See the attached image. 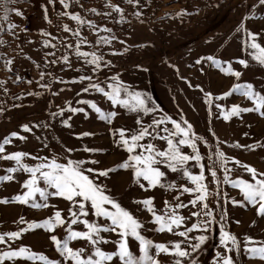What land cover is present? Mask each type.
<instances>
[{
	"label": "rangeland",
	"instance_id": "374dc122",
	"mask_svg": "<svg viewBox=\"0 0 264 264\" xmlns=\"http://www.w3.org/2000/svg\"><path fill=\"white\" fill-rule=\"evenodd\" d=\"M65 2L69 4L67 9L60 0H53L52 3L49 0H11L7 5L8 19L5 20L2 19L4 0H0V41H3L0 43V143L12 132L26 137L24 140L13 137L12 142L5 145L6 153L23 151L31 156L48 157L49 160L55 157L59 163H66L68 159H95L100 163L88 166L97 169L111 168L121 163L128 153L116 146L110 129L131 130L138 127L134 123L136 114L118 105L113 108L111 102L95 90L83 92L82 89L89 82L79 80L80 76H91L93 82H99L106 88V84L112 82L111 77L119 76L121 81L131 86V90L150 95L174 119H187L193 125L195 133L204 137L211 145L209 149L202 141L197 142L204 157L201 162L205 165L204 182L210 193L219 191V196L208 197L209 207L214 210L218 223L213 225L209 239L196 254L199 264H212L216 252L223 251L219 246V218L225 211L226 216L222 223L226 230L237 236L241 244V254L237 257L232 253L236 264H264L259 259H250L243 251L246 236L256 241H264V217L257 215L256 208L244 201L239 188L224 182V168L219 164L215 166L219 184L213 182L210 172L207 171L210 163L208 154L210 151L214 153L219 146L228 158L225 167L231 170L228 173L229 180H250V174L236 165L235 160L264 172V117L257 112H247L225 120L224 114L234 104L241 107L253 106L251 100L235 92L226 99L213 100L209 115V105L205 103L204 96L205 92L212 93L213 97L220 96L236 83H251L256 91L264 95V66L251 58L248 54L251 49L244 47L247 39L245 33L237 31L241 21H244L249 31L261 34L258 42L264 46V5L259 0H140L139 5L129 4L126 0H111V3L123 9L124 19L121 20L120 14L107 7L109 0ZM93 8L100 14L93 13ZM182 10L190 15L178 16L177 13ZM17 11L22 15H17ZM64 12L79 14L85 23L78 24L70 16L62 15ZM137 12L140 13L139 16L135 15ZM246 16L249 19L245 21ZM87 21H92L96 28H90ZM27 22L31 23L29 27L26 26ZM9 24L15 27L9 30ZM64 25H68L71 31H64ZM103 28L112 31H101ZM77 31L80 37L73 35ZM101 36H114L115 39L111 40L110 45H97L96 41ZM81 38L86 39L87 43H80ZM45 41H48L47 46ZM120 41L124 43L121 44ZM77 43H80L81 51H95L105 61H110L111 66L94 72V66L76 55ZM113 52L120 54L113 55ZM65 55L69 57L71 67L63 61L62 57ZM207 56L230 62L234 70L242 72L240 79L225 75L211 61L201 59ZM198 59H201L199 64L196 63ZM240 59L248 61L247 68L237 62ZM8 60L12 63L6 66L5 62ZM221 66L227 68L228 64L222 63ZM78 101H93L103 112L115 111L118 115L109 124L100 119L99 114L88 104ZM69 103L74 108H83L84 111L73 114L67 110ZM217 103L222 106L223 113L215 107ZM60 109H64L62 116H52V113H59ZM141 116L145 124L151 122V114ZM66 119L71 127L62 123ZM25 124L29 125L31 131H23L22 125ZM213 131L216 133L215 137L212 135ZM84 132L94 135L81 136ZM154 143L160 148L166 147L162 141L157 140ZM236 143L255 147H233ZM85 147L100 151L85 152ZM69 148L73 151H66ZM182 150L191 153V149L186 146ZM31 156L25 157L23 163L29 166L36 164L38 161L31 159ZM215 159L213 155V160ZM15 166L14 161L0 160V176L7 175L5 170ZM188 168L193 173L200 171L193 161L189 162ZM162 170L166 171V183L175 181L177 185L193 186L188 180L182 179L180 173ZM12 175L15 177L12 181H0V199L11 200L15 195L26 191L22 188V183L28 178V174L21 170ZM98 182L106 185L111 195L143 223L144 227L139 231L146 239L165 244L183 239L168 232L155 231L151 214L143 205L134 203L154 197L155 210L158 214H163L165 201L172 205L177 202L174 199L178 194L175 189L159 186L142 189L133 181L131 170L122 169L110 173L106 178H98ZM141 182L146 185V182ZM40 186H43L42 182ZM190 199L192 196L187 193L180 197L185 204ZM232 200L240 203L233 204ZM36 201L42 203L39 194L36 195ZM47 203L50 207L40 209L16 202L0 204V233L26 227V223H20L21 217L25 221H42L52 216L56 209L62 210V216L67 217V201L50 197ZM198 207L189 205L178 212L184 217H190L191 212L197 211ZM88 219L92 221L96 217L90 215ZM196 220V217H191L186 225L190 226ZM99 222L105 223L102 218ZM65 227H57L54 234L63 239L66 235ZM73 227L84 230L82 224ZM51 234L53 233L44 229H35L23 233L18 240L10 241L9 244L12 248L27 246L35 253H43L50 260L64 264L63 257L49 239ZM197 234L193 232L190 236ZM103 235L110 241L118 239L114 233ZM9 244H0V251L8 250ZM128 245L134 256L141 255L139 241L130 236ZM70 247H86V244L74 240L70 242ZM101 247L107 252L116 250L115 243ZM149 253L155 256V249L150 248ZM156 258L160 264H174L171 255L161 253ZM5 264L13 262L5 261ZM15 264L43 262L17 260ZM110 264L121 262L118 257H114Z\"/></svg>",
	"mask_w": 264,
	"mask_h": 264
},
{
	"label": "snow or ice",
	"instance_id": "6c2138e0",
	"mask_svg": "<svg viewBox=\"0 0 264 264\" xmlns=\"http://www.w3.org/2000/svg\"><path fill=\"white\" fill-rule=\"evenodd\" d=\"M11 0H4V16L2 19H8L9 8L8 3ZM53 0H49L52 3ZM65 9L69 4L65 0H60ZM129 4L139 5L140 0H126ZM261 5H264V0H259ZM218 6V5H217ZM107 7L120 14V19L123 20V9L117 4L111 3L109 0ZM93 13H97L95 8L91 9ZM100 14V13H97ZM111 13H104L110 15ZM190 15L182 10L177 13L178 16ZM17 15H22L17 11ZM62 15H68L78 24H84L85 20L79 14L64 12ZM135 15L139 16L137 12ZM47 19V16H45ZM249 17H244L246 21ZM50 22V21H49ZM90 28L95 29L96 25L92 21H87ZM9 30L15 25L9 24ZM64 31H71L68 25H64ZM101 31L111 32L109 28H103ZM237 31H243L247 37L244 41L245 49H251L248 53L251 58L257 61L261 66H264V46L258 42L260 33L249 31L244 21H241ZM48 35V33H44ZM73 35L80 37V33L73 32ZM115 37H99L96 44L101 43L110 45L111 40ZM3 43V41H0ZM80 43H87L86 39L81 38ZM80 43H77L75 53L78 57L85 59V62L94 66L93 71H98L102 67H110L111 62L105 61L102 55H97L95 51L85 52L80 50ZM123 44V41H120ZM48 45V41H45ZM54 47V45H53ZM71 47V45H69ZM127 51V49H125ZM113 55L120 53L113 52ZM90 57V59H89ZM63 61L71 67L69 57L67 55L62 57ZM203 60L211 61L213 65L220 68L225 75H231L237 80L240 79L242 72L234 70L230 62H222L213 56L201 57ZM201 59L196 61L197 64ZM55 61H53L54 63ZM244 68L248 67V61L240 59L237 61ZM12 63L11 60L5 62L6 66ZM222 63H227L228 67H222ZM10 70V69H9ZM147 71V69H142ZM43 78V73L41 74ZM80 81L87 80L89 83L82 89L83 92H88L90 89L101 93L107 100H109L115 108L117 105L121 108L136 114L135 125L138 127L134 129H110L114 143L117 147L122 148L128 153V156L121 163L111 168L97 169L89 167L88 165L99 164L100 161L95 159H68L66 163H59L53 157L49 160L48 157L31 156L30 153L23 151H16L6 153L5 145L12 142V138L20 140L26 137L19 135L17 132L10 133L9 136L3 139L0 143V160L14 161L15 167H9L5 171L7 175L0 176V181H12L15 177L12 175L18 171H23L28 174V178L22 183V188L26 189L22 194H17L9 200L8 198L0 199V204H7L16 202L20 204H30L31 207L40 209L48 208L50 205L47 203L50 197H59L69 203L66 209L67 217L62 216V210L56 209L53 215L45 218L42 221H25L23 217L20 218V223H26V227L20 228L18 231H10L0 233V244H9L10 241L18 240L23 233L35 229H44L49 233V239L54 244L56 251L63 257L64 264H110L114 257H118L121 264H160L156 258L161 253L171 255L174 264H199L196 254L201 250L202 245L209 239L213 225L217 224V218L214 215V210L209 207L208 197L210 195L219 196V191L210 193L205 181V165L202 162L204 157L201 155L197 142L202 141L209 149L208 141L195 133L193 125L183 117L181 120H176L168 115L164 110L154 101L151 96L143 91L131 90L130 85H126L119 79V76L111 77L112 82L106 84V88L99 82H93L91 76H80ZM76 82V81H74ZM2 83V82H0ZM31 83V81H29ZM47 87V85H41ZM191 86V85H190ZM199 87V86H197ZM107 89V90H106ZM204 91L202 88L200 89ZM239 93L253 103L252 107H241L234 104L229 111L224 114V119L228 120L232 116H240L242 113L257 112L261 117H264V95L256 91L251 83H236L220 96L213 97L212 93L205 92V103L209 105V115H211V104L213 100L226 99L233 93ZM30 95L32 93H29ZM123 94V98H122ZM78 103L88 104L96 113L99 114L100 119L111 124L113 119L118 115L115 111L103 112L102 109L93 101H78ZM223 113L222 106L217 103L215 105ZM68 111L73 114L83 112V108H74L69 103ZM64 109H60L59 113H52V116L63 115ZM152 115L151 122L145 124L141 116ZM71 119V117H69ZM62 123L66 127H71L69 120H63ZM170 125V127H169ZM25 132L31 131L29 125H22ZM211 131V130H210ZM81 136L94 135L93 133L84 132ZM212 135L215 137L216 133L213 131ZM247 135V133H245ZM219 138L217 137V140ZM162 141L166 147L160 148L154 141ZM146 141V142H145ZM191 149V153H186L183 147ZM233 147H244L254 149L255 145H240L236 143ZM85 152H96L99 149L85 147ZM72 152L73 149H66ZM213 155L216 157L213 160ZM31 156V159L38 161L33 166L23 163L25 157ZM207 171L210 172L213 182L219 184L217 180V171L215 166L219 164L224 168V182L231 183L233 187L239 188L243 195L244 201L251 204L256 208L257 215L264 217V172L258 171L256 168L242 164L239 160L234 163L242 167L247 173L250 174V180L237 179L235 181L229 180L228 173L231 171L225 165L228 163V158L225 153L216 147L215 152H209ZM190 161H193L195 166L200 169L198 173H193L188 168ZM131 170L133 181L139 185L140 188L147 190L148 188L162 187L166 189H175L177 195L174 199L177 201L174 205L168 201L164 202L165 211L163 214H158L155 210L153 203L154 197H148L143 200L134 201L138 205H143L144 209L152 216V223L156 226L157 232H168L183 239L171 241L169 244L153 243V241L146 239L139 231L144 227L143 223L139 221L133 214L125 209L110 193L107 186L98 182L100 177H108L110 173L118 170ZM166 169L173 173H180L182 179L190 182L192 187L185 184L177 185L175 181L170 183L165 182ZM144 181L145 183L141 182ZM43 186H40V184ZM185 193L192 196V199L185 204L180 200V197ZM42 203L36 201V195ZM227 197V194H225ZM227 202V200H226ZM217 203H219L217 201ZM233 204L240 203L239 201L232 200ZM191 205L197 208V211L191 212L190 217H184L179 214L178 210L187 208ZM96 217V220L90 221L89 216ZM203 216V219H201ZM226 211L222 212L219 220V246L223 251H217L213 257L212 264H236L232 253L238 257L241 254V244L237 236L226 230L222 221H224ZM191 217H196V222L190 226L186 225V221ZM105 223H100V219ZM255 223V222H253ZM82 224L84 230H76L73 226ZM66 226V235L63 239L54 234L57 227ZM182 229V230H181ZM196 232L197 235L190 236V233ZM103 233H114L118 239L110 241ZM133 237L139 241V251L141 255L136 257L129 250L128 237ZM78 240L84 242L86 247L73 248L70 247V242ZM115 243L116 250L112 252L104 251L101 245ZM170 245V246H169ZM155 249V256L150 255L149 249ZM244 254L250 259H259L264 261V241H256L252 237H245ZM17 260L42 261L43 264H61L60 261L50 260L43 253H35L27 246H19L12 248L9 244L8 250L0 251V264H5V261H12L13 264Z\"/></svg>",
	"mask_w": 264,
	"mask_h": 264
},
{
	"label": "built area",
	"instance_id": "2783aa9c",
	"mask_svg": "<svg viewBox=\"0 0 264 264\" xmlns=\"http://www.w3.org/2000/svg\"><path fill=\"white\" fill-rule=\"evenodd\" d=\"M30 24H31L30 22H27V25H26V26H27V27H29V26H30Z\"/></svg>",
	"mask_w": 264,
	"mask_h": 264
}]
</instances>
